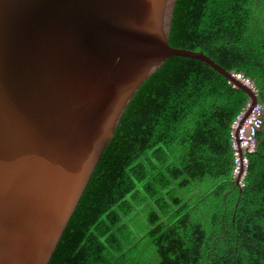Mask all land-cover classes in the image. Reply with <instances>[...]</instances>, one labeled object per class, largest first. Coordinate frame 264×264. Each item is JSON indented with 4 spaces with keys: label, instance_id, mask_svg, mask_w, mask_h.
<instances>
[{
    "label": "trees",
    "instance_id": "1",
    "mask_svg": "<svg viewBox=\"0 0 264 264\" xmlns=\"http://www.w3.org/2000/svg\"><path fill=\"white\" fill-rule=\"evenodd\" d=\"M169 45L250 79L264 107V0H177ZM247 94L171 57L139 88L48 264H264V130L233 178Z\"/></svg>",
    "mask_w": 264,
    "mask_h": 264
},
{
    "label": "water",
    "instance_id": "2",
    "mask_svg": "<svg viewBox=\"0 0 264 264\" xmlns=\"http://www.w3.org/2000/svg\"><path fill=\"white\" fill-rule=\"evenodd\" d=\"M177 0H0V264H48L134 95L171 57ZM242 119V120H243ZM238 185V181H236Z\"/></svg>",
    "mask_w": 264,
    "mask_h": 264
},
{
    "label": "built area",
    "instance_id": "3",
    "mask_svg": "<svg viewBox=\"0 0 264 264\" xmlns=\"http://www.w3.org/2000/svg\"><path fill=\"white\" fill-rule=\"evenodd\" d=\"M236 80L252 88L257 95L253 82L240 74H234ZM249 101L242 112L236 117L231 126V142L234 151L233 178L238 185L243 186L248 168V155L255 152L258 142L257 134L264 128V107L258 102L245 119L244 113L248 109ZM243 119V120H242Z\"/></svg>",
    "mask_w": 264,
    "mask_h": 264
},
{
    "label": "rangeland",
    "instance_id": "4",
    "mask_svg": "<svg viewBox=\"0 0 264 264\" xmlns=\"http://www.w3.org/2000/svg\"><path fill=\"white\" fill-rule=\"evenodd\" d=\"M263 130H264V128H263Z\"/></svg>",
    "mask_w": 264,
    "mask_h": 264
}]
</instances>
